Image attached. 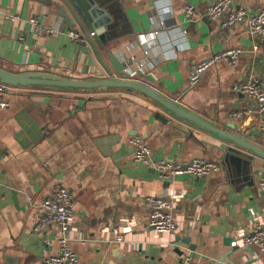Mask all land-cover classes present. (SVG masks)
<instances>
[{"label": "crops", "instance_id": "crops-1", "mask_svg": "<svg viewBox=\"0 0 264 264\" xmlns=\"http://www.w3.org/2000/svg\"><path fill=\"white\" fill-rule=\"evenodd\" d=\"M214 1L95 0L101 24L93 33L107 42L101 49L94 40L75 43L68 36L72 29L86 32L61 2L73 26L54 4L0 0V67L92 80L98 73L107 76L98 56L107 62L110 52L123 64L125 78L264 151L255 102L233 89L249 75L264 84V38L254 37L246 20L222 27L209 19L206 10ZM233 2L247 13L264 9V0ZM187 3L195 8L189 19L183 13ZM232 49L241 52L234 62H217L189 86L194 65ZM4 96L9 105L0 107V264H43L58 252L54 227L33 229L42 200L57 187L72 195L69 247L82 264H174L187 255L197 264H264V251L243 241L264 222L258 186L263 159L132 90L31 86L10 87ZM245 110L250 113L234 115ZM133 136L144 140L154 161L202 159L221 169L202 178L160 179L133 160ZM172 194L178 196L172 209L176 230L157 235L148 227L147 198ZM115 227L125 229L122 243L115 242Z\"/></svg>", "mask_w": 264, "mask_h": 264}, {"label": "built area", "instance_id": "built-area-1", "mask_svg": "<svg viewBox=\"0 0 264 264\" xmlns=\"http://www.w3.org/2000/svg\"><path fill=\"white\" fill-rule=\"evenodd\" d=\"M184 17L189 19L195 12L192 4L187 3L183 8ZM209 19L213 21H220L222 27L233 26L239 22L246 20L249 31L254 37L264 38V9L247 13L242 6L236 5L233 0H215L214 3L206 10ZM9 19L14 20L15 17L7 15ZM45 33L56 36L60 32L54 28L41 27ZM94 35L93 32L89 34L90 37ZM68 36L75 43H82L85 41L86 35L81 31L72 29L68 32ZM240 51L237 49L226 50L210 58L199 62L191 68L189 76V86L193 87L198 84L201 75L204 71L209 69L221 60L234 62L239 56ZM8 86L0 84V107L4 108L9 105L6 97ZM234 91L243 94L253 100L256 105V115L258 118V131L264 136V84L253 75H249L243 80L235 83ZM250 113L245 110L237 114L240 117L241 113ZM132 148L133 160L136 163L143 164L147 167L153 168L160 179H169L173 177L191 176L202 178L213 173L219 172L221 166L219 163L195 159L187 164H179L170 162L165 159L152 160L151 150L140 136H133L129 140ZM259 189L264 195V178L259 180ZM178 196H150L147 198V205L149 207L148 227L157 235L167 234L171 235L176 230V223L172 216V209L174 201ZM74 202L71 193L64 187H57L53 192L47 195L40 205V215L33 227L35 231L46 230L54 227L57 230V241L59 250L56 254L47 256L43 264H82L77 255L70 249L69 240L72 231V223L74 220ZM115 242L122 243L124 241L125 229L115 227L112 229ZM248 245H258L264 251V222H260L253 229L251 234L244 237L243 240ZM174 264H197L189 255L181 258Z\"/></svg>", "mask_w": 264, "mask_h": 264}, {"label": "water", "instance_id": "water-1", "mask_svg": "<svg viewBox=\"0 0 264 264\" xmlns=\"http://www.w3.org/2000/svg\"><path fill=\"white\" fill-rule=\"evenodd\" d=\"M39 1L47 5L54 4L55 6H57L58 15L65 19V22L68 26H73V23L70 22L68 14L65 11V8L58 6V2L63 3L68 8L78 25L82 29H85L86 40L91 44H93L94 40L98 47L101 49L106 47L107 42L106 39L103 38L102 33L97 32L92 37L89 36V34L93 32L94 29L100 27L101 24V22H97L95 20V17L97 15L95 0H56L58 2H51L49 0ZM98 60L104 68L107 76L98 73L96 75V79L80 80L61 77L48 73H11L3 70L0 67V84L8 87L32 86L57 88L61 90L107 91L108 89L114 88L132 90L157 103L165 113L170 114L177 119L184 120L203 131L215 134L219 138L227 140L228 142H231L236 146L247 150L253 155L264 160V151L250 144L246 139L236 135L235 133H229L213 126L197 114L180 106L172 99L164 96L163 94L147 86L146 84L141 83L137 80L125 78V76L128 75L127 71H124L123 64H121L120 60L116 58L112 53H107V62L117 76L113 74V72L109 68V65L103 58L98 56Z\"/></svg>", "mask_w": 264, "mask_h": 264}]
</instances>
